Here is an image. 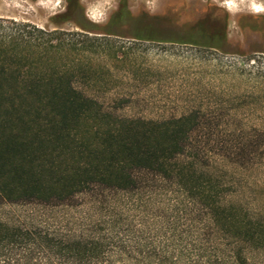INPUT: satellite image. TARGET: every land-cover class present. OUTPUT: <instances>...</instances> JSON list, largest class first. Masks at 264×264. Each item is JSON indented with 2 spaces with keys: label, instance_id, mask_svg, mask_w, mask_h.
<instances>
[{
  "label": "rangeland",
  "instance_id": "374dc122",
  "mask_svg": "<svg viewBox=\"0 0 264 264\" xmlns=\"http://www.w3.org/2000/svg\"><path fill=\"white\" fill-rule=\"evenodd\" d=\"M65 1L0 0V20L83 41L86 73L74 84L105 111L148 122L190 116L177 161L191 166L206 193L229 208L218 216L226 233L211 225L209 211L177 176L145 169L132 171L136 186L129 192L93 186L64 204L0 202V223L57 237H101L110 247L131 248L128 258L149 264H234V250L241 253L240 264H264V37L252 24L241 29L235 22L246 7L233 14L222 0H175L171 6L165 1L173 13L185 3L179 16L183 39L195 33L187 26H205L215 39L219 15L228 16V46L215 40L207 49L137 41L128 37L126 22L114 23L110 35L87 24L103 25L89 16L106 21L118 0H80L84 14L76 10L69 21L53 22L64 14ZM163 1L129 0L128 8L135 15L158 13Z\"/></svg>",
  "mask_w": 264,
  "mask_h": 264
},
{
  "label": "trees",
  "instance_id": "16d2710c",
  "mask_svg": "<svg viewBox=\"0 0 264 264\" xmlns=\"http://www.w3.org/2000/svg\"><path fill=\"white\" fill-rule=\"evenodd\" d=\"M65 2L64 14L53 17V22L69 21L76 10L84 14L80 0ZM146 14L135 15L119 6L103 25L87 24L110 35L107 29L114 23L126 22L141 38ZM240 17L235 22L241 29L252 24L258 30ZM219 21L215 39H209L205 26L187 29L195 32L192 37L203 33L213 47L215 40L227 42L224 33H217ZM83 44L79 39L66 40L59 31L0 20V202L64 204L93 186L129 192L136 186L132 171L145 169L177 176L179 185L209 211L211 225L226 233L218 216L229 208L218 203L210 190L206 193L191 166L177 161L193 119L148 122L105 111L74 84L86 73L81 64L87 51ZM247 234L253 239L254 233ZM131 252L122 244L110 247L101 237H57L0 223V264H149L144 258H128ZM241 258L234 250V264L243 262Z\"/></svg>",
  "mask_w": 264,
  "mask_h": 264
},
{
  "label": "flooded vegetation",
  "instance_id": "af4514ba",
  "mask_svg": "<svg viewBox=\"0 0 264 264\" xmlns=\"http://www.w3.org/2000/svg\"><path fill=\"white\" fill-rule=\"evenodd\" d=\"M163 1V0H161ZM165 1H163V5L161 7V10H159L158 13H147L144 15L145 20H147V24L144 27L145 33L141 38H137L134 34V32L129 31L128 37L131 39L137 40V41H143V42H152V43H160V44H187L192 45L196 47H202L209 49V39H205L203 37V33H199L196 36L192 38L183 39L181 35V24L179 21V16L184 12L185 9V3L183 2V8L181 9V12L179 13H173V11L165 10L164 4ZM175 0H168L169 5L173 4ZM182 2V0H177ZM119 6H125L128 7L129 0H118ZM205 7L209 9V4H206ZM84 12V9H83ZM154 12V11H153ZM240 19L243 22H250L254 23L258 27V35L261 37H264V14L259 15H253L251 12H243L240 14ZM220 21L217 25V33L219 36H221L222 33H224V36L227 38V23L225 16L223 14L219 15ZM131 23L133 19H128ZM228 42L222 43V45H227Z\"/></svg>",
  "mask_w": 264,
  "mask_h": 264
},
{
  "label": "clouds",
  "instance_id": "9594fccd",
  "mask_svg": "<svg viewBox=\"0 0 264 264\" xmlns=\"http://www.w3.org/2000/svg\"><path fill=\"white\" fill-rule=\"evenodd\" d=\"M149 4H153L154 0H147ZM244 5L246 9L253 15L264 14V0H222V6L227 9L229 13H239ZM85 15H88L87 9L85 10ZM89 19L94 23H104L105 19H95L89 16Z\"/></svg>",
  "mask_w": 264,
  "mask_h": 264
}]
</instances>
